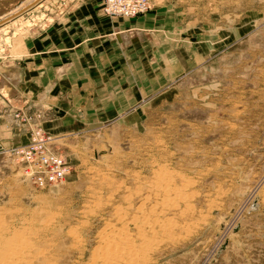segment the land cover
<instances>
[{"label": "rangeland", "instance_id": "obj_1", "mask_svg": "<svg viewBox=\"0 0 264 264\" xmlns=\"http://www.w3.org/2000/svg\"><path fill=\"white\" fill-rule=\"evenodd\" d=\"M170 1L178 75L137 122L64 135L70 168L46 187L0 141V264H264V0ZM34 2L0 23L10 67L57 17Z\"/></svg>", "mask_w": 264, "mask_h": 264}, {"label": "crops", "instance_id": "obj_2", "mask_svg": "<svg viewBox=\"0 0 264 264\" xmlns=\"http://www.w3.org/2000/svg\"><path fill=\"white\" fill-rule=\"evenodd\" d=\"M102 4L60 0L57 17L21 41L15 64L3 74L16 90L6 93L16 99L8 108L41 111L42 128L58 135L138 121L140 109L178 75L173 2L136 19L105 13ZM0 99L1 111L7 102ZM0 116L10 124L9 133L0 124L1 135L8 133L0 141L29 139V123L20 124L9 111Z\"/></svg>", "mask_w": 264, "mask_h": 264}, {"label": "built area", "instance_id": "obj_3", "mask_svg": "<svg viewBox=\"0 0 264 264\" xmlns=\"http://www.w3.org/2000/svg\"><path fill=\"white\" fill-rule=\"evenodd\" d=\"M153 4V0H103L102 10L111 15L135 17L149 12ZM11 115L19 123H29V139L8 149L20 173L35 187L62 181L70 168L65 144L61 141L64 135L42 128L41 111L27 112L21 107L12 110Z\"/></svg>", "mask_w": 264, "mask_h": 264}, {"label": "bare ground", "instance_id": "obj_4", "mask_svg": "<svg viewBox=\"0 0 264 264\" xmlns=\"http://www.w3.org/2000/svg\"><path fill=\"white\" fill-rule=\"evenodd\" d=\"M35 0H19L18 2V5L14 6V8H9L10 10L8 12H6L3 16H0V23H2L3 21H8L10 20L12 17H15V16H20L22 14V11L24 10H27L30 6L33 5V3ZM3 2V1H2ZM15 3V2H14ZM7 23V22H6ZM126 37V36H125ZM0 65L3 66V70H0V93L1 92H6L9 96L11 95L12 96V93H15L16 90H15V87H13V84L10 83L8 80H5L6 78L2 75V71H4V69L6 71H8V64L7 63H4V62H0ZM0 69L1 66H0ZM4 73V72H3ZM189 78V77H188ZM208 79V78H207ZM195 81V80H194ZM8 83V84H7ZM9 88H7L6 87ZM15 86V85H14ZM15 91V92H14ZM2 94V93H1ZM7 95V96H8ZM16 95V94H15ZM14 95V96H15ZM2 154V153H1ZM3 157L0 155V160L2 159ZM11 249V248H10ZM7 251V250H6ZM4 257V256H3Z\"/></svg>", "mask_w": 264, "mask_h": 264}]
</instances>
